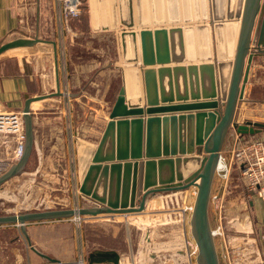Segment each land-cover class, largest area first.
Instances as JSON below:
<instances>
[{
    "label": "water",
    "instance_id": "obj_1",
    "mask_svg": "<svg viewBox=\"0 0 264 264\" xmlns=\"http://www.w3.org/2000/svg\"><path fill=\"white\" fill-rule=\"evenodd\" d=\"M220 28L225 50L217 46L214 58L206 24L144 27L138 32L127 24L119 32L122 62L127 67L126 83L118 90L97 143L76 138L79 190L98 205L0 214V224L17 225L37 255L52 264H66L31 243L25 230L29 222L141 212L148 196L193 186L196 193L190 229L197 245L195 261L219 264L208 206L224 137L230 128L238 134H256L264 129V121H241L236 115L237 105L244 99L252 60L264 52V0H244L240 19L216 26L218 36ZM200 31L204 34L203 52L199 49ZM36 42L52 44L55 90L24 95V150L0 175V185L22 171L32 151L34 127L30 103L62 94L55 41L17 37L0 43V54ZM198 59L203 62L194 64ZM184 61L190 64L166 65ZM155 64L160 66L154 68ZM132 66L146 67L141 68L143 103L137 91L138 69L129 68ZM129 77L134 85L133 96L131 87L127 89ZM200 97L208 100L160 104Z\"/></svg>",
    "mask_w": 264,
    "mask_h": 264
},
{
    "label": "rangeland",
    "instance_id": "obj_2",
    "mask_svg": "<svg viewBox=\"0 0 264 264\" xmlns=\"http://www.w3.org/2000/svg\"><path fill=\"white\" fill-rule=\"evenodd\" d=\"M105 1L107 9H109L111 14L113 16L117 15L116 22L120 21L121 7L122 9L128 10L127 14H129V18H131L130 12L132 15V4L133 2L135 3V0H133V2L132 0ZM181 1L179 0L178 2L181 3ZM119 2L121 3V7ZM31 3L34 4V1ZM51 4L54 23L48 25V30L47 27L40 32L38 26L33 21L34 17H30L26 21L27 23L23 24V28L18 30V33L15 31L14 34L7 39L0 40V43H3L17 37H38L44 40L55 41L59 84L60 91L62 92L59 97L65 95L63 100L56 98L58 96H50L53 97L55 102L42 110L44 111L42 115L48 118L44 120L45 124L42 125V141L39 143V146L33 145L32 151L22 171L0 185V214H17L33 210L77 208L98 205L95 200L79 190L80 181L78 178L76 138L79 137L78 129L81 124L84 123L91 126L94 124L97 111H101V109L104 112H107V110L108 112L110 111L116 98L115 95L118 93L117 91L125 83L124 71L127 67L122 62L120 41L117 32L100 33L95 36L88 35L84 23V18L86 17V0H81V11L78 16L81 15L82 18L79 19L77 23L74 19L78 16L70 18L68 22H60L57 14L56 0H51ZM134 5L136 7V4ZM183 9L184 7L177 8L179 13ZM214 9L215 8H210L207 5L204 7V10L207 11L208 14L211 13V10L214 12ZM34 14V11H32L29 16ZM208 14L206 17L196 18L194 13L188 16L183 13L182 15L180 14L179 19L177 16V19L168 20L165 23L166 26L187 24L208 25L211 51L215 53L216 48L214 47L220 46L222 41L214 29L216 26L228 21H234V19H226L213 24L209 23V25L204 23V21L208 19ZM125 23V27L123 26L122 29L126 28L128 22ZM157 24L159 23H146V25L150 27ZM137 25L144 26V24L139 22H137ZM72 26L84 32V35L77 38L76 42L78 43L70 45L72 55H78L82 61H94L98 66L96 70H100L101 67H104L105 71L95 76L97 71L91 70V77L89 76V80L88 78L82 79L75 87L69 86L66 82L68 87L66 86L65 88L64 85H61V75L62 72L66 71L64 73V78L65 75L68 78L70 71L68 68L66 69V66L65 70H63L62 64L61 67L59 65L58 49L60 46L63 47V41L59 40V37L61 39L66 36V34H69ZM53 29H55V32ZM122 29L119 30L121 31ZM132 29L135 30L134 28ZM210 30H212L211 33ZM55 33L57 39L55 38ZM212 33L215 35L214 38L211 37L213 35ZM212 44L214 47H212ZM18 58H22L23 61H32L36 69L38 68L40 72H43V69L47 71L49 69L52 80L53 74L55 78L54 56L51 43L36 42L30 46H18L7 49L0 54V72L4 74L15 72L18 67L16 63ZM255 58L257 61L255 65L258 64V67H256L254 80L256 79L261 82H256L252 85L250 91L252 101H250L249 104L247 103L248 105L245 104L242 111H240V118L238 119L241 121L243 120L242 117L246 116H248L247 119L250 120L264 121V52L258 53L254 56V59ZM5 59H7V61L2 63ZM90 80L93 81V83H89ZM251 80H253V77ZM128 83L127 89H130L133 84L131 77H129ZM84 84L86 87V95L79 97L77 100L73 99L71 97L72 93L80 91ZM54 90L55 86L51 88L50 92ZM19 113L22 114V111ZM261 132L262 131L256 134H244V139L247 136L253 135H255V137H261L260 135H264L261 134ZM234 133L236 132L233 128L228 129L220 150V154L224 157L229 169L227 180L224 182L222 181V183L218 185L216 166L212 180L211 192L222 196V212L220 213V211L217 210V207L210 198L208 206L210 227L214 228L218 224H221L224 232L222 236L214 237L219 264H228L226 258L223 257V255H226L227 249L233 247V252L244 253L249 248L247 244L250 242L248 221L251 216H249L248 213V201L249 198L255 194H252V191L248 190L247 187L245 188L246 185L243 178L239 173V169H237V165L234 163V155L232 153L233 147L235 146L233 145L235 142L233 137ZM239 135L242 136V134ZM238 141H240V139ZM14 145V134H0V153L5 154L3 157L0 156V160H7L12 156V148ZM14 162L15 161L11 163L8 162V166H6L0 175ZM189 188H191L192 192L194 187L192 186ZM175 193L176 195L169 191H165L164 193L156 192V195L149 199L150 202L141 212L129 213L126 215L100 214L96 216H81L80 218L71 216L44 220L43 222H54L55 227H53V229L64 237L66 243H73L75 250L74 260L70 264H92L89 261V252L87 250L95 245L97 247L100 245L107 247L116 245L115 247L120 250L119 252L121 253L122 262L119 264H126V262L141 264L140 262L143 259L137 261V254H139V252L140 254H142V252L146 253L145 250L149 248L153 253L165 255L164 253H166L168 249L171 251L177 248V244H181L185 247L186 257L188 256L187 258H189H186L187 261L184 264H196L195 260L190 261L191 257L188 254L190 250L189 244L192 242L191 229L189 228L191 214L190 217L189 213L182 215V210L186 208V205L192 200L193 196L190 191L188 193L184 192L181 196L177 194V191H175ZM245 223L246 225H244ZM43 224L46 223L40 225ZM113 228L117 229L114 233ZM113 234H116V236L113 237ZM88 241L90 242L89 246L86 244ZM24 242L26 243V241ZM236 244L237 247H239L237 250L234 248ZM27 248L28 251L31 250L29 246H27ZM177 254L178 252L168 251L167 256L169 258V256H176ZM160 258L164 260L166 256ZM161 260L158 263H160ZM30 262L31 261H29V264ZM17 264H27L26 259ZM142 264L154 263H146V261H143Z\"/></svg>",
    "mask_w": 264,
    "mask_h": 264
},
{
    "label": "crops",
    "instance_id": "obj_3",
    "mask_svg": "<svg viewBox=\"0 0 264 264\" xmlns=\"http://www.w3.org/2000/svg\"><path fill=\"white\" fill-rule=\"evenodd\" d=\"M34 1V4L31 2ZM179 0H135V3L133 2L132 7V15L130 12L127 14L128 10L122 9L121 3L119 2V5L121 7L120 9V21L116 22V16L112 15L109 9H107V4L105 0H86V17L84 18L85 21V27L87 30L88 35L95 36L96 34L100 33H109V32H117V36L119 37V29H122L125 22H128L127 24H131V27L134 28L136 31H138L140 28L148 27V28H156V27H170L171 25L166 26V21L178 19L180 17V14L188 16L191 13H194L196 18L206 17L207 11L204 10V7L209 6L210 8H215L214 12L208 14V19L204 21V23L207 24H213L218 23L219 21H224L226 19H234L238 20L240 19L241 13H242V7L244 0H180L181 3L178 2ZM32 4V5H31ZM136 4V7L135 5ZM110 5V4H109ZM178 7H184L183 10L179 13L177 10ZM193 9V10H192ZM192 10V11H191ZM218 10V11H217ZM34 11V15H30V13ZM115 12V11H114ZM172 13V14H171ZM178 14V15H177ZM139 16V17H137ZM34 17L33 21L38 26V30L41 32L44 29H49L48 25H52L54 22L52 19L53 16V10H52V4L51 0H0V40H5L9 36L13 35L14 32L18 33V30L20 28H23V24H26L28 18ZM82 16H78L74 21L77 23L79 19H81ZM221 18V19H220ZM73 21V22H74ZM137 22L144 24V26H138ZM147 22H155L159 23L157 25H154L153 27H150L149 25H146ZM196 22V21H194ZM198 22V21H197ZM201 22V21H200ZM209 24V25H210ZM54 26V25H53ZM137 28V29H136ZM55 32V29H53ZM212 30H210V33ZM214 33V31H213ZM212 33V34H213ZM84 35V32H82L80 29L78 30L77 27L72 26L71 31H69V34H66L63 38L59 40L63 41V47H59L58 49V58H59V65L62 69L65 70L68 68L70 73L68 74V78L64 73L62 72L61 75V85H64L68 87L67 84L71 87H75L78 82H81L82 79H90V71L96 70L97 63L94 61H82L80 60L78 55H72V52L70 51L71 47L70 45H73L76 42L77 38ZM199 37L201 39V45L199 47L200 51L203 52L204 45H203V33L199 32ZM212 38L215 37L213 34L211 36ZM220 40L222 41L221 45L219 46L220 50H225V43H224V34H223V28H220V34L218 36ZM55 38L57 39L56 33ZM212 47L214 45L212 44ZM216 48V47H214ZM63 53V54H62ZM62 54V55H61ZM212 56L215 58V53L211 51ZM217 54V53H216ZM254 59V58H253ZM7 59H5L2 63H5ZM209 61V60H206ZM203 60H196L194 64H200ZM256 58L252 60L248 81L245 85L244 89V99L239 102L236 109V115L237 118H240V111H242V108L245 104H249L250 101H252L251 98V87L256 82H261L259 80H254L255 77V71L256 67H258V64H256ZM18 67L15 72L4 74L0 72V111H16L20 112L22 111L23 105H24V95H36L39 93H47L50 92L51 88L55 86V78L53 74V80L51 78V74H49L48 71L43 69V72H40L38 68L36 69V66L33 64L32 61L25 60L23 61L22 58H18V61L16 62ZM176 64H182L187 66L190 64L189 61L179 62V63H173L170 62L166 65L172 67ZM1 66V65H0ZM44 66V65H43ZM158 64H155L153 67L157 68ZM125 68V67H124ZM129 68H137L138 69V82H137V91L138 94L141 96L142 103L144 102V85L142 80V72L141 68H146L145 66L141 67H129ZM95 76L103 73L105 71L104 67H101L100 70H96ZM61 72V70H60ZM61 74V73H60ZM217 75V73H216ZM50 76V77H49ZM90 76V77H89ZM253 77V80L251 78ZM123 78V73H122ZM67 82V84H66ZM124 82L126 83V78L124 76ZM89 83H93V81H89ZM130 93L132 96L134 95V85H131ZM118 92V91H117ZM183 92V91H182ZM181 92V93H182ZM66 94V93H64ZM86 95V87L85 84L82 85V89L76 93H72V98L77 100L79 97H83ZM55 97V96H54ZM116 97V95H115ZM60 100H63L65 98V95L63 97H56ZM58 99V100H59ZM194 100H208V98H198V99H185V100H173L168 102H160V104H176V103H182V102H191ZM55 101L53 100V97H46L44 99L32 101L30 103V109L32 111V119H33V127H34V145L39 146V143L42 141V125L45 124L44 120L48 119L46 116L42 115L44 113L43 108L49 107L52 105ZM247 104V105H248ZM246 105V107H247ZM199 110V109H197ZM244 110V109H243ZM107 112H104L102 109L101 111H97V117L94 119V124L87 125V124H81L79 127V138L86 140L88 142H91L93 144L97 143L99 140L102 131L105 127L106 121L108 120ZM248 116L242 117L243 120H247ZM50 119V117H49ZM250 120V119H248ZM85 126V127H83ZM261 134H264V130H262ZM0 156H5L4 153H0ZM7 156V155H6ZM191 192V188H189L186 191H177V194L180 196L183 195L185 192ZM172 192V194H175V191H169ZM164 193V192H163ZM156 194L148 196L145 202V208L150 202V198L155 196ZM249 209L248 213L251 218H249V234L252 230V232L256 236V232L262 234L264 232V199H261L258 196H252L249 198L248 201ZM42 221H35L30 222L25 226V230L29 236V239L31 243L40 251L50 255L51 257L57 258L61 260L62 262L66 264H70L74 260V245L73 243L68 244L65 242V239L63 236L59 235L56 230L53 229L55 227L54 222H43ZM42 223H46L43 225H40ZM190 224V223H189ZM190 228V226H189ZM251 228V229H250ZM117 230L116 228H113L114 231ZM252 232L250 234V239H253ZM113 237L116 236V234L112 235ZM25 239V240H24ZM24 241L27 240L25 236L23 235L20 228L15 224H0V264H17L21 263L22 260L26 259V263L29 264H52L47 262V260L41 258L38 256L35 252L31 250H27L28 244H26ZM259 245H252L251 247H254V250H250V255H252L257 260H264V238L261 240ZM25 243V244H24ZM86 244H90L86 242ZM116 245L111 246H92L89 250H87L89 253L95 250H109V251H115L118 254V259L116 262H112L110 260L107 261H93L92 264H119L121 261V253L119 252L116 247ZM170 247V246H168ZM249 247V246H248ZM256 247V248H255ZM30 248V247H29ZM145 250V249H144ZM145 252H142V254H137V261L139 259H143L140 263L146 261V263H154V264H184L187 259L185 254V247L181 244H177V248L174 250H171L172 252H178L176 256H169L168 258V251L171 252L169 249L166 253L163 254H156L153 253L148 249L145 250ZM166 258L161 260L160 257ZM176 257V258H175ZM187 258V259H186ZM43 259V260H42ZM161 260L160 263H158Z\"/></svg>",
    "mask_w": 264,
    "mask_h": 264
},
{
    "label": "built area",
    "instance_id": "obj_4",
    "mask_svg": "<svg viewBox=\"0 0 264 264\" xmlns=\"http://www.w3.org/2000/svg\"><path fill=\"white\" fill-rule=\"evenodd\" d=\"M80 5L81 0H56V8L58 19L60 22H68L70 18L76 17L80 13ZM14 134L15 135V145L12 148V156L7 160H0V173L8 166L7 164L16 161L23 153L24 150V122L22 118V114L19 112H0V134ZM261 137L247 136L244 139V134L240 136L238 133H234L235 142L233 145L232 153L234 155V163L237 165V169H239V173L243 178L245 183V188L252 191L254 196H258L261 199H264V135H260ZM240 139V141H238ZM238 141V142H237ZM237 144V145H236ZM222 160L224 164L218 168L216 167V174L218 185L222 183V181L227 180V176L229 173L228 166L224 160V157L220 154L218 161ZM9 162V163H8ZM217 185V186H218ZM193 196L192 200L188 202L186 208L182 210V215L186 213L190 214L193 209V201L196 193V188L192 189L190 192ZM210 200L217 207V210L222 212V196H219L217 193L210 194ZM246 225V223L244 224ZM251 229V228H250ZM252 232V230H251ZM250 232V234H251ZM211 233L213 238L216 236L223 235V227L221 224H218L213 229L211 228ZM253 239H250L249 248L244 253L233 252V247L231 249H227L226 255L223 257L226 258L228 264H264V260H257L252 255H250V250H254V247L251 248L252 245H259L261 240L264 238V232L259 233L258 231L255 234L252 232ZM192 242L189 244V256L190 261L195 260L197 254V248L194 243L193 237ZM231 243V242H230ZM232 246V244H231ZM235 250L239 249V247H234ZM256 248V247H255ZM245 251V250H244ZM126 264H132L130 262H126Z\"/></svg>",
    "mask_w": 264,
    "mask_h": 264
},
{
    "label": "trees",
    "instance_id": "obj_5",
    "mask_svg": "<svg viewBox=\"0 0 264 264\" xmlns=\"http://www.w3.org/2000/svg\"><path fill=\"white\" fill-rule=\"evenodd\" d=\"M89 261H107L116 262L118 259V254L114 251L109 250H95L89 253Z\"/></svg>",
    "mask_w": 264,
    "mask_h": 264
},
{
    "label": "bare ground",
    "instance_id": "obj_6",
    "mask_svg": "<svg viewBox=\"0 0 264 264\" xmlns=\"http://www.w3.org/2000/svg\"><path fill=\"white\" fill-rule=\"evenodd\" d=\"M219 156H220V153H219ZM221 164H224V162L222 161V160H220V161H217V163H216V167H220L221 166ZM190 187H192V186H190ZM144 222V221H143ZM213 229V228H212ZM195 243V242H194ZM196 248H197V245H196Z\"/></svg>",
    "mask_w": 264,
    "mask_h": 264
}]
</instances>
